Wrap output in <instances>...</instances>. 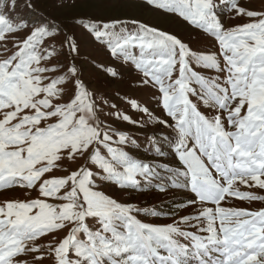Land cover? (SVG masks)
Here are the masks:
<instances>
[{
    "label": "snow or ice",
    "instance_id": "1",
    "mask_svg": "<svg viewBox=\"0 0 264 264\" xmlns=\"http://www.w3.org/2000/svg\"><path fill=\"white\" fill-rule=\"evenodd\" d=\"M0 3V189L38 192L0 203V264H264V208L230 203L264 201L251 190L264 191V10L240 0H143L213 36L218 51L208 52L138 20L131 21L135 32L116 18L79 21L113 57L142 73L141 84L161 94L173 123L156 119L173 129L177 161L168 169L175 179L163 185L153 184L162 166L133 157L129 134L101 117L102 103L110 109L106 117L144 126L85 83L77 40L64 37L66 52L44 47L56 31L6 14L17 0ZM222 4L247 22L228 26ZM24 5L36 10L33 0ZM193 63L217 75L206 76ZM96 68L119 75L103 63ZM129 103L153 119L146 106ZM57 169L64 174H53ZM106 184L171 186L192 196L163 212L121 202L106 193ZM141 213L171 222H146Z\"/></svg>",
    "mask_w": 264,
    "mask_h": 264
},
{
    "label": "rangeland",
    "instance_id": "2",
    "mask_svg": "<svg viewBox=\"0 0 264 264\" xmlns=\"http://www.w3.org/2000/svg\"><path fill=\"white\" fill-rule=\"evenodd\" d=\"M36 10L28 9L24 5V0H17V7L14 11L5 9L6 14L14 18H24L28 20L29 27L35 24H45L51 30L56 31L55 37H49L45 41L44 47L54 45L58 52H66V46L62 47L64 37L72 35L81 46V51L75 57L76 63L83 73L82 78L91 90L109 100L110 103L118 105L119 109L127 112L133 120L141 121L144 126L131 124L122 120L110 119L104 115L110 111L107 105L101 103L103 112L100 114L108 123L113 124L117 129L124 130L129 134V144L126 150L136 158L161 165L156 168L158 176L153 179V184L170 185L172 174L169 168L176 166V155L174 152L175 133L173 129L159 123V120H167L173 123L171 117L167 115L159 99L160 93L152 85H143L141 72L137 71L131 62L125 63L123 57H113L106 46L96 42L88 30L79 21L105 20L111 18L128 21L124 28L128 32L137 31V25L132 24V20H138L150 27H157L163 31L177 35L182 41L187 43L195 52L218 51L217 41L210 34L195 28L184 22L180 17L168 13L163 9H155L146 6L143 0H33ZM220 3V0H218ZM240 4L249 9L264 10V0H240ZM4 4L0 3V8ZM220 15L226 20L228 26L247 22V17L236 18L235 13L228 10V6L221 5ZM120 31V26L117 27ZM19 35H26L22 32ZM11 47V43H9ZM138 51V50H137ZM65 59L64 56L60 57ZM106 64L116 67L119 75L115 78L108 76L101 70H97V64ZM193 68L206 76L217 75L214 70L198 67L193 63ZM193 87H199L195 83ZM119 93V96H117ZM190 99L197 103L199 110L206 115H210L211 110L198 101L196 96ZM137 101L141 108L147 107L153 117L149 120L148 114L131 107L129 101ZM82 163V161H80ZM69 162H65L64 167H71ZM167 166V167H163ZM53 174L63 175L60 169L54 170ZM104 190L121 202H129L140 207H153L163 212H171L177 205L185 202L192 194L184 189L168 186L166 191H159L153 186H144L138 190H121L115 185L106 184ZM260 195L264 191L251 189ZM38 192L32 189L13 187L11 189H0V203L8 199L35 198ZM232 206L244 207L251 210L264 208V201L260 200H238L230 201ZM192 209H182L179 215H185ZM138 218L146 222L164 224L171 220L166 216H144L139 214Z\"/></svg>",
    "mask_w": 264,
    "mask_h": 264
}]
</instances>
